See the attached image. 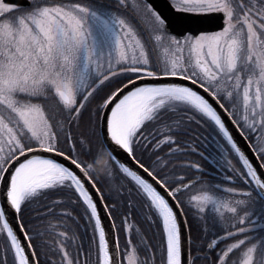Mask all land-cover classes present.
Wrapping results in <instances>:
<instances>
[{
	"label": "snow or ice",
	"instance_id": "6c2138e0",
	"mask_svg": "<svg viewBox=\"0 0 264 264\" xmlns=\"http://www.w3.org/2000/svg\"><path fill=\"white\" fill-rule=\"evenodd\" d=\"M117 3L113 10L99 0H0V234L7 241L0 264H90L92 247L95 264H156L142 237L132 244L130 212L121 219L123 249L115 221L111 236L106 231L101 211L111 216L117 205L98 201L125 192L93 178L81 159L92 152L90 136H74L78 128L92 136L100 129L133 162L112 157L131 185L128 196L138 198L126 207L146 208L147 222L159 225L163 264H264V237L250 235L264 228V0ZM209 14L219 17V30L172 33L174 18ZM195 116L212 127L218 155L182 143L187 125L200 124ZM229 123L245 141L251 134L258 164ZM221 141L242 170L224 169ZM189 151L234 186L193 175L204 172L198 163L177 162ZM62 191L76 198L39 204ZM81 219L92 229L88 250L72 227ZM56 228L65 230L47 239Z\"/></svg>",
	"mask_w": 264,
	"mask_h": 264
},
{
	"label": "trees",
	"instance_id": "16d2710c",
	"mask_svg": "<svg viewBox=\"0 0 264 264\" xmlns=\"http://www.w3.org/2000/svg\"><path fill=\"white\" fill-rule=\"evenodd\" d=\"M93 108H95V103L92 105ZM194 119L200 120L199 116H195ZM188 128V135L183 136L181 138L182 143L187 142L190 145H193L196 147L197 152L202 153L204 156H208L209 152L212 151L214 155H218L213 148V145L211 143L212 138L215 136V133L213 132L212 127L209 126V124L205 123L203 120H200V124L196 123H190L187 125ZM97 135L92 136L87 129L85 128H78L74 129V136L80 135L81 133H84L85 135L90 136L91 141V148L92 152L90 155H81V159L85 160L87 163H90L92 165V175L94 179H99L103 184L108 185L112 184L115 185L117 188L125 192V196L121 197L119 200H111L108 198H105L104 202L109 206V210L111 209V205L113 203H116L117 210L113 211L111 213V217L113 221H115L116 224V231L119 236V243L120 247L123 249L126 246V237L125 232L123 230V226L121 224L122 216L129 215L130 212V218L129 223L133 224V229L131 232V240L133 245L140 244V238L142 237L144 241L147 242L148 245L152 246V252L156 254V264H163V259L158 251V247L162 243V236L160 232V228L158 224H150L147 222L145 217L147 215H150L148 213L146 208L139 207V205L135 208H132L129 210L126 207L125 201L126 200H132L137 201L138 198L135 196V193L131 196H128L127 190L131 188V185L129 184V181L125 179L124 175H122L118 169V165L113 162L112 157L110 154L105 150L103 147L98 129ZM246 136H248L249 141L252 143L253 137L249 133H245ZM221 144L223 142L221 141ZM62 148H66V145H61ZM223 147L225 148V154L223 156L224 161V169H227L231 167L232 169H238L242 170L241 164L238 160V158L235 156L233 152H231L230 149H228V146L226 144H223ZM142 153H138V158H141ZM146 159V158H145ZM142 162L144 160L142 159ZM177 162H195L200 165V167L204 170L203 173H192L193 175L200 176L202 175V178L204 181L209 183H219L221 184V187H231L234 186L232 184L227 183L224 181V175L221 172H218L216 169H214L207 160H205L201 155H197L196 153L187 152L186 155L182 157L181 160H178ZM227 175H232L231 172H227ZM97 187H101L100 184H97ZM101 191H105L104 187H101ZM76 197L71 192H56V193H50L45 199H42L39 204L49 203L53 199H60L63 201L68 200H74ZM183 198V197H182ZM39 204H34L32 207H38ZM71 211V208H58L57 211ZM80 211H83V208L81 207L79 209ZM185 216H188L189 218V227H192V213L189 212L188 209H185L184 212ZM28 215V213H26ZM72 227L78 232L80 236V240L83 243L84 249L88 250L91 245V238H92V229L91 226L88 225L84 219H81L79 221L78 227L76 225H72ZM137 229H139V232H137ZM65 229L63 228H56L49 231L47 239H54L55 233L57 231H63ZM260 229L255 233H250V235L253 234H259ZM72 234L71 232L69 233ZM192 235L195 238L198 233L196 232L195 228H193ZM6 239L3 236V234H0V248H4L6 246ZM71 250V249H70ZM139 255L141 258L144 256V252L142 247L138 249ZM9 264H11V260H9ZM90 264H95V249L92 247V257L90 260Z\"/></svg>",
	"mask_w": 264,
	"mask_h": 264
},
{
	"label": "water",
	"instance_id": "95a60500",
	"mask_svg": "<svg viewBox=\"0 0 264 264\" xmlns=\"http://www.w3.org/2000/svg\"><path fill=\"white\" fill-rule=\"evenodd\" d=\"M149 2H153V0H149ZM162 3V0H154V6L160 5ZM177 18H174V23L172 26V33L178 34L180 32L186 31L191 34H198L199 31H215L219 30L220 20L218 16H215L213 14H209L205 17H197V16H187L179 18V23L175 22ZM228 127L233 132V135L235 139L239 142V145L242 147V149L246 152L248 157L253 160L254 163L258 164L259 160L256 159L253 156V153L249 150L248 145L250 144L249 140L245 141L241 138L240 134L237 132L236 129H234L231 125V123L228 124ZM102 143L104 144L105 148L108 150V152L111 154L112 157H115L116 160L120 161L121 163H125L126 165L131 166L132 161L129 160L126 153H124L122 150H119L118 148L108 145L104 141V137L102 134H100ZM102 204H105V202L98 201V207H102ZM102 221L103 225L106 229V231L111 236L112 232V218L109 215H106L105 212L101 211ZM22 238V237H21Z\"/></svg>",
	"mask_w": 264,
	"mask_h": 264
},
{
	"label": "flooded vegetation",
	"instance_id": "af4514ba",
	"mask_svg": "<svg viewBox=\"0 0 264 264\" xmlns=\"http://www.w3.org/2000/svg\"><path fill=\"white\" fill-rule=\"evenodd\" d=\"M95 1V0H93ZM99 4L109 5L112 7L113 10H115L118 7L117 0H99ZM131 9H128L125 11V9L121 8L119 14H123L127 16L128 18H131ZM132 23L137 26V29L139 30V25L136 24V21L133 20Z\"/></svg>",
	"mask_w": 264,
	"mask_h": 264
},
{
	"label": "rangeland",
	"instance_id": "374dc122",
	"mask_svg": "<svg viewBox=\"0 0 264 264\" xmlns=\"http://www.w3.org/2000/svg\"><path fill=\"white\" fill-rule=\"evenodd\" d=\"M92 2H95L92 0ZM38 103H41V104H54L55 101H44V100H40V101H36ZM260 206L257 205V208H259ZM258 237H264V228L260 229V232H259V236Z\"/></svg>",
	"mask_w": 264,
	"mask_h": 264
}]
</instances>
